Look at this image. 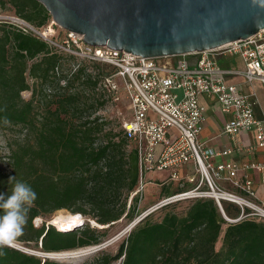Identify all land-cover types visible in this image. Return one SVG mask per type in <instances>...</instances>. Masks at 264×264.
<instances>
[{
  "label": "trees",
  "instance_id": "trees-1",
  "mask_svg": "<svg viewBox=\"0 0 264 264\" xmlns=\"http://www.w3.org/2000/svg\"><path fill=\"white\" fill-rule=\"evenodd\" d=\"M8 4L17 17L36 27L53 20L38 0H0L2 8ZM63 53L16 22L0 19V128L16 132L9 154L0 156V193L10 194V176L36 192L28 222L16 241L40 243L45 255L97 245L104 236L88 220L69 230L48 224L57 211L91 214L98 223L111 224L136 208V195L128 210L127 205L140 181L138 153L124 129L107 130L95 115L107 102L98 92L99 84L111 72L95 66L93 74L85 63L66 70ZM39 84L57 85L45 105L36 104ZM26 90L32 92L29 99L22 95ZM166 183L172 181L163 180L161 185ZM178 184L180 191L190 186ZM187 200L185 212H165L157 221L149 219V213L117 253L101 252L84 264H113L119 259L120 264H264V221H228L226 216L238 218L241 209L226 200L222 208L214 198ZM38 217L43 219L41 225L34 222ZM3 251L0 264H73L14 246Z\"/></svg>",
  "mask_w": 264,
  "mask_h": 264
},
{
  "label": "built area",
  "instance_id": "built-area-1",
  "mask_svg": "<svg viewBox=\"0 0 264 264\" xmlns=\"http://www.w3.org/2000/svg\"><path fill=\"white\" fill-rule=\"evenodd\" d=\"M13 19L24 31L59 51L111 66L123 81L131 115L122 127L137 150L140 169V181L131 198L144 190L145 177L150 172H167L166 180L190 184L189 188L159 200L144 216L169 203L206 197L214 198L221 208L222 200L240 207L238 218L226 216L230 222L243 218L264 221V160H226L236 152L248 156L257 148H264V116L256 112V94L243 86L264 85V27L246 38L212 49L146 57L89 45L82 35L65 29V39L60 44L50 30L56 25L53 20L36 27L21 18ZM234 56L239 58L240 67L231 62ZM28 81L32 84L34 80L28 77ZM106 81L108 91H112L116 85L110 75L103 78ZM61 84L66 81L62 79ZM202 96L216 98L221 110L232 116L221 134L229 136L235 145L215 149L200 139L206 119ZM242 133L251 134L253 142L241 144L238 138ZM250 171L259 172L260 190ZM218 182L227 183L230 188L224 189Z\"/></svg>",
  "mask_w": 264,
  "mask_h": 264
},
{
  "label": "water",
  "instance_id": "water-1",
  "mask_svg": "<svg viewBox=\"0 0 264 264\" xmlns=\"http://www.w3.org/2000/svg\"><path fill=\"white\" fill-rule=\"evenodd\" d=\"M38 1L87 44L146 57L212 49L264 27V0Z\"/></svg>",
  "mask_w": 264,
  "mask_h": 264
},
{
  "label": "rangeland",
  "instance_id": "rangeland-1",
  "mask_svg": "<svg viewBox=\"0 0 264 264\" xmlns=\"http://www.w3.org/2000/svg\"><path fill=\"white\" fill-rule=\"evenodd\" d=\"M13 18H19V17L16 16L15 11L12 9V7L9 4L6 5V7L4 8L0 6V19H6L16 22ZM51 30L52 32H55L53 36L54 39L57 40L58 43L63 44V40L65 39L64 29L60 27L58 24H56L54 26H51ZM63 55L65 57L63 63H64V68L66 70H68L69 68L75 69L77 68L78 65L85 63L88 64V67L90 68L89 70L92 71L93 74L95 72L94 71L95 66H99L105 71L111 72L110 77L112 81L115 83L116 87L113 88L112 91H108L107 86L109 83L107 81L103 82L102 79V81L99 84L98 92L104 95L107 102L102 108H100L95 113V115L100 116L101 120H103V122L106 123L105 126L107 130L111 129L114 132H118L119 130H121L123 128L122 127L123 122L127 120L131 115L130 103L123 87V81L114 74V70L111 69V66L109 65L88 62L87 60H84L81 57H78L70 52H64ZM231 62L234 65H237L239 67L241 66V63L237 56L232 57ZM237 80H241V78H238ZM49 89L51 91H49ZM245 89L249 92H254L258 98V101L260 102V105H262V103L264 105V85L259 86L258 84H253L247 86ZM36 90H37L36 104L45 105L47 101L52 99L51 96L57 90V85L49 84L46 85L45 87H42L39 84L36 87ZM22 95L24 98L29 99L32 96V92L31 90H26L22 92ZM209 113L212 114L211 116L214 120L218 121L219 123L222 122V115L219 112L217 105L211 106L209 108ZM15 138H16V132L12 131V129L0 128V156H7L9 154L10 146L14 143ZM129 147L131 148L132 146L129 145ZM166 176H167V172H150L147 174V176L145 177V181H146L145 188L142 192L136 195L138 196V201L136 203L134 202L136 208L134 210L132 209V213L130 215L126 216V214H124L120 219L112 222L111 224L104 225L105 226V227L103 226L104 228H101L100 226L95 225L91 223V221H89L91 227H95V228L98 227V230L104 234L101 243L97 244L96 246L105 244L104 246L97 247L95 251H93L92 253H86V254L78 253L77 255L64 257L62 259L59 258H53V259L59 261H67L73 264H84L86 262H91L101 252H106L110 254L117 253L121 243L127 238L130 231L141 220L140 218H143L142 216H144L148 210H150L163 197L168 196L170 194L171 195L175 194L177 192H180V190H182L180 188L181 185L178 184L177 181H172L171 184L168 185V183H166L164 186H162L161 182L163 180L170 182L168 181V179L167 180L165 179ZM219 185L224 189L230 188V185L224 182H220ZM129 203H133L131 196L128 200L127 210L129 207ZM187 204H188V200L180 201L178 203L172 204L167 208L165 207L158 208L153 212H151L148 218L153 221H157L163 217L165 212L183 213L187 209ZM84 207L88 210L87 206ZM65 211H69V210L66 209ZM52 217L50 219H52ZM86 217L93 218L91 214L90 215L88 214ZM50 219H48V224L50 223L49 221ZM42 220L43 219H40L38 221V219L36 218L34 222L35 224L41 225L43 222ZM222 238H223V234H221L220 239L216 244L217 249L221 247ZM13 246L20 248L22 250H27L29 253H33L41 256H47L45 255V252L42 250L40 243L36 244L35 242H30L29 244H24L23 242H18L15 240ZM119 260L114 261L113 264H118Z\"/></svg>",
  "mask_w": 264,
  "mask_h": 264
},
{
  "label": "clouds",
  "instance_id": "clouds-1",
  "mask_svg": "<svg viewBox=\"0 0 264 264\" xmlns=\"http://www.w3.org/2000/svg\"><path fill=\"white\" fill-rule=\"evenodd\" d=\"M12 183L10 194L0 193V256L5 248H11L15 240L22 235L28 222V213L37 199L36 192L22 180L10 176Z\"/></svg>",
  "mask_w": 264,
  "mask_h": 264
},
{
  "label": "crops",
  "instance_id": "crops-1",
  "mask_svg": "<svg viewBox=\"0 0 264 264\" xmlns=\"http://www.w3.org/2000/svg\"><path fill=\"white\" fill-rule=\"evenodd\" d=\"M253 84H258L259 86H263L259 83H253ZM253 84H245L244 89L247 86H250ZM256 98H257V96H256ZM200 101L206 108V112H205L206 119L204 122L203 130L200 134V139L202 141L206 142L210 147L215 148V149H223V148L235 145L234 140H232L229 136L221 134V131H222L225 123L227 121H229L232 116L230 114L224 113L221 110V106H220L219 102L214 97L209 98L206 96H202L200 98ZM215 105H217L219 112L222 115V122L221 123L214 120L211 116L212 114L209 113V108L211 106H215ZM256 112L258 115L264 116V105H263V103H262V105H260L258 98H257ZM238 140L242 144V143H251V142H253L254 139H253V136H251V134L242 133L239 135ZM245 158H250L252 160H259V161L264 160V148H257V150L255 152H253L252 154H249L248 156H246L245 153H237L236 152V153H233L230 156L226 157V160H229V161L233 160V161L240 162V161L244 160ZM250 175L257 181L255 186L258 190H260V186H259L260 174H259V172L250 171Z\"/></svg>",
  "mask_w": 264,
  "mask_h": 264
},
{
  "label": "bare ground",
  "instance_id": "bare-ground-1",
  "mask_svg": "<svg viewBox=\"0 0 264 264\" xmlns=\"http://www.w3.org/2000/svg\"><path fill=\"white\" fill-rule=\"evenodd\" d=\"M50 30H51V27H50ZM65 210L61 209L57 211V213L52 217V219L49 220L50 223L58 226L59 229L69 230V229L76 227L79 223L83 221L85 222L87 220L91 221V223L98 225L100 227L104 226L103 224L98 223L95 219L88 218L84 214H81L80 212H71V211H65ZM37 219L39 221L41 218L38 217ZM97 247L98 246L96 245H90V246H85V247H81L78 249L63 250L60 252L49 253V255L55 258L62 259L64 257H70L73 255H77L78 253H83V254L92 253L93 251H95Z\"/></svg>",
  "mask_w": 264,
  "mask_h": 264
}]
</instances>
